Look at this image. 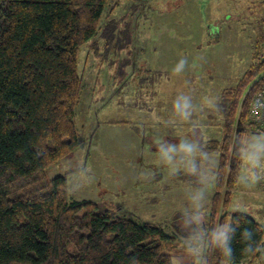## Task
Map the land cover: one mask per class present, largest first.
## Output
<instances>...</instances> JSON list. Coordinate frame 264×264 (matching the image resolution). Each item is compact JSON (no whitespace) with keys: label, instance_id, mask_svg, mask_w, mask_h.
I'll use <instances>...</instances> for the list:
<instances>
[{"label":"rangeland","instance_id":"rangeland-1","mask_svg":"<svg viewBox=\"0 0 264 264\" xmlns=\"http://www.w3.org/2000/svg\"><path fill=\"white\" fill-rule=\"evenodd\" d=\"M111 21L115 24L105 30ZM257 49L261 55L255 59ZM180 59L187 64L176 73ZM262 61L264 0H110L97 39L79 56L84 81L77 125L84 136L94 135L91 147L46 177L79 170L68 179L71 200L95 202L116 214L120 205L136 220L161 225L180 243L174 264H195L177 220L199 185L184 170L172 175L154 144L188 137L207 148L210 141H222V95ZM181 93L190 95L195 107L188 121L173 111ZM243 135L247 146L264 140V134ZM210 153L213 166L202 165L213 177L206 191V224L220 163V154ZM243 156L241 177L250 176L245 150ZM257 171L264 172V162ZM233 195L232 213H245L264 225V179L255 184L240 180ZM206 256L208 264H215L212 247ZM241 264H264V249L254 263Z\"/></svg>","mask_w":264,"mask_h":264},{"label":"trees","instance_id":"trees-1","mask_svg":"<svg viewBox=\"0 0 264 264\" xmlns=\"http://www.w3.org/2000/svg\"><path fill=\"white\" fill-rule=\"evenodd\" d=\"M109 2L0 0V264H174L180 243L164 227L136 220L120 205L116 214L71 200L68 179L79 170L46 177L91 147L94 135L84 136L77 125L84 81L79 56L97 39ZM260 55L257 49L254 58ZM262 88L264 61L254 62L222 95L223 139L205 148L220 154L207 225L231 215L241 221L232 264L252 263L264 249V225L231 212L248 147L243 133L264 134L248 118ZM244 228L254 231L255 254L243 252ZM213 255L215 264H224L215 248Z\"/></svg>","mask_w":264,"mask_h":264},{"label":"clouds","instance_id":"clouds-1","mask_svg":"<svg viewBox=\"0 0 264 264\" xmlns=\"http://www.w3.org/2000/svg\"><path fill=\"white\" fill-rule=\"evenodd\" d=\"M186 64L185 59H180L174 72H182ZM172 107L175 116L184 121L190 120L195 110L192 97L183 93L175 97ZM254 107L264 110V99L257 97ZM154 145L158 159L168 167L172 175H178L184 170L194 176L199 185L189 194V205L178 212L180 213L178 226L186 233L184 235L186 253L194 259L195 264H208L206 249L212 247L219 251L224 264H232L234 261L232 241L241 221L231 215L222 223L215 222L208 226L204 220L207 215L206 191L213 177L202 165L213 166L211 153L202 147L199 141L188 137L180 138L178 143H170L164 138ZM245 152L252 171L250 176L239 179L246 184L258 183L264 179V172L257 171L264 162V140L257 139L249 144ZM240 238L244 244L243 252L255 254L258 251L259 245L254 238L253 230L244 228Z\"/></svg>","mask_w":264,"mask_h":264},{"label":"built area","instance_id":"built-area-1","mask_svg":"<svg viewBox=\"0 0 264 264\" xmlns=\"http://www.w3.org/2000/svg\"><path fill=\"white\" fill-rule=\"evenodd\" d=\"M257 97L264 99V88L255 94L250 106L249 120L253 123L261 132L264 133V110L254 107Z\"/></svg>","mask_w":264,"mask_h":264},{"label":"crops","instance_id":"crops-1","mask_svg":"<svg viewBox=\"0 0 264 264\" xmlns=\"http://www.w3.org/2000/svg\"><path fill=\"white\" fill-rule=\"evenodd\" d=\"M254 262H255V261H254ZM254 262H253V263H254Z\"/></svg>","mask_w":264,"mask_h":264}]
</instances>
